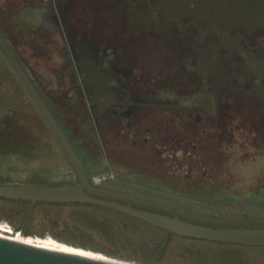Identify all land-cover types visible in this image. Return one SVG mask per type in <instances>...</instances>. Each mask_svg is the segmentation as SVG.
<instances>
[{
	"label": "flooded vegetation",
	"instance_id": "obj_1",
	"mask_svg": "<svg viewBox=\"0 0 264 264\" xmlns=\"http://www.w3.org/2000/svg\"><path fill=\"white\" fill-rule=\"evenodd\" d=\"M0 39L48 111V99L86 111L102 148L105 135L106 145L154 141L169 162L208 163L212 143L220 166L227 148L264 156V0H0ZM2 62L40 111L0 49ZM22 106L0 102L7 142H19L9 111ZM87 178L132 197L116 174Z\"/></svg>",
	"mask_w": 264,
	"mask_h": 264
},
{
	"label": "rangeland",
	"instance_id": "obj_2",
	"mask_svg": "<svg viewBox=\"0 0 264 264\" xmlns=\"http://www.w3.org/2000/svg\"><path fill=\"white\" fill-rule=\"evenodd\" d=\"M32 66L34 75L48 77L41 64L32 62ZM0 77V84H4L0 91V102L15 103L18 99L24 103L19 111H9L18 125L20 142H12L11 150L18 149L19 145L23 146V152L16 153V150L0 154V184L41 182L52 188H66L78 183L79 177L57 136L40 111H31L32 104L5 62L0 64ZM40 90L45 97L48 96L42 86ZM13 92L19 96L10 98ZM48 103L60 127L71 140L87 177L94 179L116 174L127 183L118 184V187L129 188L132 197L199 216L264 219V156L247 158L240 156L236 148H227L226 158L220 166L215 161L218 155L213 143L210 150L214 155L210 156L208 163L191 160L169 162L170 154L165 157V150L162 155L165 160L162 161L155 150L154 141L146 144L141 140L134 146L121 138L119 144L111 142L106 145L105 135H100L103 148L97 143L96 146L87 145L86 136L91 134L95 137L97 132L93 125L88 131L83 130L86 111H64L63 102L54 104L48 99ZM28 107L29 111L26 110ZM62 107V111H59ZM5 115L9 114L6 112ZM153 134L156 137L157 133ZM32 213L22 230H16L8 221H0V237L86 257H93L88 252H96L78 245L103 247L109 252L106 255L129 264H264V250L258 251V254L252 253L244 260L236 257L222 262L215 251H206L207 248L178 245L161 250L157 246V238L147 235L143 240L130 236L116 244L113 240L99 237L92 230L75 227L82 220L70 211L59 219L48 221L41 218L35 222L31 220ZM21 231L30 236H23ZM97 254L107 257L102 252Z\"/></svg>",
	"mask_w": 264,
	"mask_h": 264
},
{
	"label": "water",
	"instance_id": "obj_3",
	"mask_svg": "<svg viewBox=\"0 0 264 264\" xmlns=\"http://www.w3.org/2000/svg\"><path fill=\"white\" fill-rule=\"evenodd\" d=\"M0 49L39 108L42 116L57 136L81 180V185L76 188L0 185V197L30 201L32 203L30 214L36 203L40 202L90 203L125 213L143 220L154 227L179 236L212 242L264 247V219H218L204 217L145 202L115 192L92 188L65 133L51 112L48 111L1 39ZM102 197L115 201L101 199ZM21 234L25 236L24 231H21ZM95 252L98 253V251ZM106 256L109 258L99 259L52 251L0 237V264H129L122 263L111 256Z\"/></svg>",
	"mask_w": 264,
	"mask_h": 264
},
{
	"label": "trees",
	"instance_id": "obj_4",
	"mask_svg": "<svg viewBox=\"0 0 264 264\" xmlns=\"http://www.w3.org/2000/svg\"><path fill=\"white\" fill-rule=\"evenodd\" d=\"M50 112L53 115L52 111ZM53 117L55 118L54 115ZM83 127H84L83 128L84 131H88V129L91 128V124L86 122V124ZM65 135L69 139L66 133ZM21 136L22 139H24L23 134ZM95 137H93L91 134L86 136L87 145L96 146L98 142L94 139ZM7 140L10 139L8 137H0V141H2V143H0V154L13 153V151L16 150H17L16 153L23 152L22 151L23 146L20 147L19 145L17 146L18 149L11 150L12 141L7 142ZM69 142L72 146L70 139ZM18 143L16 142V144ZM80 182L81 180L79 178L78 183ZM31 183H35V182H31ZM31 183H27L23 185L51 187V186H46V184H41V182L38 184L36 183L31 184ZM78 183H76L75 185H77ZM75 185L73 186L71 185L69 187H74ZM57 188H62V187L58 186ZM31 209H32V203L30 201L14 200V199L0 197V221L3 220L10 222L16 227V230H22L27 220H29ZM68 211L76 213L77 218L82 220V222L79 221L80 224L78 226L75 225V227H77L80 230L81 229L92 230L97 235H99V237H102L108 241L113 240L116 242V244L118 243V241L123 242L125 238H129L130 236L131 237L134 236L135 238H137V240H143L145 235H147L149 237L151 236L157 238L158 240L157 246L160 247L161 250H163L164 248L169 249L170 246H178V245L180 246L185 245L184 248H186L187 246L196 249L207 248L206 251H215V253H217L219 259L222 262L223 261L227 262V260L234 259L236 257H239L241 258V260H244L246 259V257H249L252 253L258 254V251L264 250V247L212 242L207 240L179 236L176 234H172L168 231L159 229L157 227H154L143 220L127 215L125 213L113 210L108 207L90 204V203H80V202L79 203H52V202L36 203V205L32 210L33 213L31 215V220L35 222L42 218L51 221L53 218H57V219L61 218L66 212L68 213ZM25 235L30 236V234L26 232ZM78 246L86 249H91L93 251L109 254V252L103 247H89L85 244ZM88 253L92 254L93 257H97L99 259L100 258L105 259V256L103 255L92 252H88Z\"/></svg>",
	"mask_w": 264,
	"mask_h": 264
},
{
	"label": "built area",
	"instance_id": "obj_5",
	"mask_svg": "<svg viewBox=\"0 0 264 264\" xmlns=\"http://www.w3.org/2000/svg\"><path fill=\"white\" fill-rule=\"evenodd\" d=\"M104 179V177L103 178H94V182L96 183V184H99L102 180Z\"/></svg>",
	"mask_w": 264,
	"mask_h": 264
},
{
	"label": "bare ground",
	"instance_id": "obj_6",
	"mask_svg": "<svg viewBox=\"0 0 264 264\" xmlns=\"http://www.w3.org/2000/svg\"><path fill=\"white\" fill-rule=\"evenodd\" d=\"M5 239V238H4Z\"/></svg>",
	"mask_w": 264,
	"mask_h": 264
},
{
	"label": "crops",
	"instance_id": "obj_7",
	"mask_svg": "<svg viewBox=\"0 0 264 264\" xmlns=\"http://www.w3.org/2000/svg\"><path fill=\"white\" fill-rule=\"evenodd\" d=\"M87 144V143H86Z\"/></svg>",
	"mask_w": 264,
	"mask_h": 264
}]
</instances>
